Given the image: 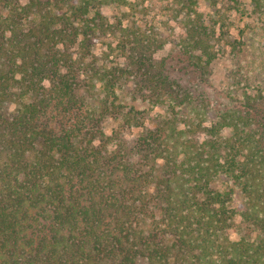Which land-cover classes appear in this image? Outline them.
<instances>
[{
    "label": "trees",
    "instance_id": "1",
    "mask_svg": "<svg viewBox=\"0 0 264 264\" xmlns=\"http://www.w3.org/2000/svg\"><path fill=\"white\" fill-rule=\"evenodd\" d=\"M201 1L0 0V264H264V92L214 100Z\"/></svg>",
    "mask_w": 264,
    "mask_h": 264
},
{
    "label": "rangeland",
    "instance_id": "2",
    "mask_svg": "<svg viewBox=\"0 0 264 264\" xmlns=\"http://www.w3.org/2000/svg\"><path fill=\"white\" fill-rule=\"evenodd\" d=\"M201 5L205 15L212 16L223 24V37L219 36L216 27L219 41L210 73L214 100L221 102L226 97L241 100L245 93L264 92V13L256 12L250 0H215L210 8L208 2L203 0ZM146 8V19L159 30L166 42L157 56H166L174 50L183 31L167 4L154 2ZM104 12L111 20L122 18L125 24L131 19L126 9L116 6H109ZM118 95L119 103L123 106L149 109L145 102L133 94L130 84H122ZM157 112L159 109H155L152 115ZM105 126L110 131L113 122L107 121ZM241 200L242 197L236 190L233 206H238ZM239 223L238 217L236 224ZM231 238H238L236 231L231 232Z\"/></svg>",
    "mask_w": 264,
    "mask_h": 264
}]
</instances>
